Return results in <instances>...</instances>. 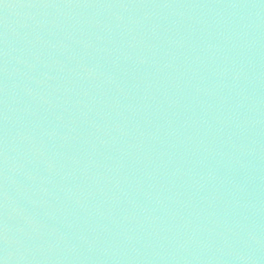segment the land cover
Segmentation results:
<instances>
[{"label":"water","instance_id":"obj_1","mask_svg":"<svg viewBox=\"0 0 264 264\" xmlns=\"http://www.w3.org/2000/svg\"><path fill=\"white\" fill-rule=\"evenodd\" d=\"M3 264H264V0H0Z\"/></svg>","mask_w":264,"mask_h":264},{"label":"snow or ice","instance_id":"obj_2","mask_svg":"<svg viewBox=\"0 0 264 264\" xmlns=\"http://www.w3.org/2000/svg\"><path fill=\"white\" fill-rule=\"evenodd\" d=\"M0 264H3V262H2V261H0Z\"/></svg>","mask_w":264,"mask_h":264}]
</instances>
